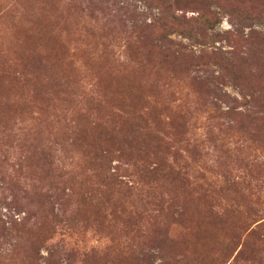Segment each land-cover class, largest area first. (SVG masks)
I'll list each match as a JSON object with an SVG mask.
<instances>
[{"label": "rangeland", "instance_id": "rangeland-1", "mask_svg": "<svg viewBox=\"0 0 264 264\" xmlns=\"http://www.w3.org/2000/svg\"><path fill=\"white\" fill-rule=\"evenodd\" d=\"M197 13L218 20L195 41L174 18ZM135 129L161 146L130 160L182 167L186 186L161 187L173 200L149 206L133 194L88 221L69 213L77 202L48 218L33 210L30 233L45 241L36 264H264V0H0V264L30 215L7 177L30 193L62 187L60 175L92 189L89 158L108 152L132 185L124 141Z\"/></svg>", "mask_w": 264, "mask_h": 264}, {"label": "trees", "instance_id": "trees-1", "mask_svg": "<svg viewBox=\"0 0 264 264\" xmlns=\"http://www.w3.org/2000/svg\"><path fill=\"white\" fill-rule=\"evenodd\" d=\"M175 20L179 21L175 25L176 30H178V28L180 27L179 31L183 36L197 41L200 28L206 27L212 29L213 26L217 23L218 18H207V16L197 13L196 17H193L191 19L182 18V20H177V18H174V22ZM45 42L47 41L45 40ZM229 65L233 66L234 63L230 62ZM231 70V75L228 74V76H230V78H232L233 80L240 81V79L243 77V73L235 70V67ZM219 93L220 96L230 100V97L226 92L221 93V91L219 90ZM218 98L220 97L218 96ZM180 121L185 120L182 117ZM182 124L183 122H180L179 127H183ZM137 132L138 130L135 129L130 130L129 133L135 134ZM138 134L139 135L132 136V138L126 137L124 141L129 145L130 149H132V153L134 151L136 153L135 155L130 153V156H128L129 159L124 157L126 159V163L124 162L126 164L125 168L133 167L138 175V181L134 182L132 185H130L128 182L119 181L116 175L111 172L112 161L110 160V156L107 155L108 152L97 153L89 158L90 166H97L94 169V177L100 182V184L92 185L95 186L92 187V189L86 188L87 186H90V182L88 183V185L85 184V187L82 188V190H74L68 186L66 188L65 185L68 184V179H63L62 175H60V177L58 176V178L62 179L60 182L59 180L57 182L59 184L62 183V187H59L60 192L59 188L57 189V186H54V182H48L49 185L45 191L34 187L31 189L32 192L30 193V191L26 188V185L23 186L22 183H20L19 179L10 178V176L7 177L9 183L12 185V187H10V190H12L11 196L13 203L15 204L14 208L19 207L20 205L28 206V211L26 213L30 214L27 217H24L22 221L19 222V227L16 229L20 233L14 236L15 243L13 246V255L10 256L11 264H36L37 260L41 258L39 254V248L45 241L34 240V232L30 233L34 226V224L31 222L33 210L42 211L43 216L48 218V213H50L49 210H51L52 213L54 211V204H57L60 200H63L60 204L64 206L65 203H67L68 208L71 207L72 203L77 202L78 205L75 208L73 205V209L69 210V213H73L76 218H79L82 221H88L90 217H94L97 219V217L103 216L106 213L110 203H123L122 201H125L126 197L128 198L133 194L136 195L138 199L145 200L142 206L152 205L154 201H165L166 199L173 200V198L170 197L167 191L166 193L165 191L164 193H161V187L166 186L169 191H171V189L176 190V186H172L175 181H177L181 187H183L184 185L186 186V183H188L189 181L187 178V173H182L184 172L182 167L176 170L170 167V170L165 171L164 165L166 164L163 161H160V163H158L160 166L155 165L153 168L149 167V164H143V161H140V165L137 164V161L139 160H137L136 162L131 161L130 158L134 159V157L136 158V156L145 158L149 153V150H152L153 147V145H151L145 138V136H147V133L138 132ZM136 139L138 140V142H136ZM160 146L161 143H157L153 147V151L156 152L160 148ZM193 148L197 153L198 147L195 146ZM40 156L41 157H39V159L42 160L43 164H46L48 167L53 164L52 162H50L49 158L44 156V154H41ZM119 158H121V156ZM88 176L90 178V175ZM140 179H142V182L144 184H142ZM163 181H168L169 185H165ZM152 184H155L154 188ZM139 187H143L145 189L147 188L148 190L145 191L144 194L141 192L135 194V191L140 189ZM66 189H68V193H66ZM115 190L118 192V197H114ZM154 190H156V193L154 192ZM150 198L153 199L151 204L149 203ZM92 201L98 203L100 208L93 212L91 209L89 212L87 208H90V202ZM137 214L143 215V211H141V213L137 211ZM36 227L39 228L37 225ZM21 231L23 232L21 233ZM0 257L3 258L4 256L0 255Z\"/></svg>", "mask_w": 264, "mask_h": 264}]
</instances>
